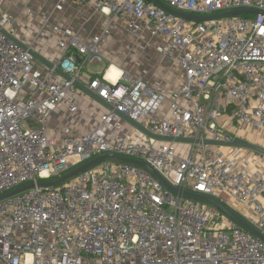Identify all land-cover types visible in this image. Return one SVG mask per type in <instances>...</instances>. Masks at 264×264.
Segmentation results:
<instances>
[{
	"label": "built area",
	"instance_id": "2783aa9c",
	"mask_svg": "<svg viewBox=\"0 0 264 264\" xmlns=\"http://www.w3.org/2000/svg\"><path fill=\"white\" fill-rule=\"evenodd\" d=\"M6 1L0 0V195L115 153L150 164L180 190L219 199L264 234V153L232 144L264 148L263 16L196 21L153 0H77L93 2L131 34L157 39L160 57L182 70L171 89L147 75L121 70L112 80L111 66L91 68L105 61L110 25L90 39L54 25L63 54L54 67L44 65L33 44L19 40ZM162 1L202 16L264 11V0ZM77 83L112 108L86 132L64 125L48 133L60 107L88 116L75 98ZM122 118L139 127L126 129ZM180 139L194 140L187 155L174 145ZM0 264H264V241L214 204L169 190L146 168L106 159L61 184L0 200Z\"/></svg>",
	"mask_w": 264,
	"mask_h": 264
},
{
	"label": "rangeland",
	"instance_id": "374dc122",
	"mask_svg": "<svg viewBox=\"0 0 264 264\" xmlns=\"http://www.w3.org/2000/svg\"><path fill=\"white\" fill-rule=\"evenodd\" d=\"M7 2L8 6L15 11L19 29L22 24L23 38L33 44L38 36L37 31L52 29L54 25L73 27L75 31L86 28L89 34L94 29L110 25V37L108 36L102 46L105 61L103 64H93L91 66L93 70L103 71L113 65L133 76L147 75L152 82H160L170 88H176L181 82L182 70L176 61L160 57L156 50L159 44L157 39L131 34L120 26L117 18L102 13L95 7L93 11H90L88 4H79L77 0H7ZM59 2L63 3L61 9L57 8ZM90 5L93 6L94 3ZM77 100L83 109L90 110L86 117L71 118L73 123L84 124L97 118L102 106L100 102L97 103L90 97L77 98ZM69 119L68 116L63 115L61 121L69 122ZM56 124L59 123L56 121ZM52 125L48 124V133L54 131L51 129ZM174 145L182 154H188L189 142L175 140Z\"/></svg>",
	"mask_w": 264,
	"mask_h": 264
},
{
	"label": "water",
	"instance_id": "95a60500",
	"mask_svg": "<svg viewBox=\"0 0 264 264\" xmlns=\"http://www.w3.org/2000/svg\"><path fill=\"white\" fill-rule=\"evenodd\" d=\"M158 6H160L161 8H163L164 10L174 13L176 15H180L183 17H186L188 19H193L196 21H203V20H208V19H212V18H219V17H223V16H232V15H247V14H252V15H261L264 17V11L263 10H258V9H235V10H231V11H226V12H222V13H218V14H213L210 16H202V15H197V14H189V13H184V12H180V11H176L170 7H168L162 0H153ZM34 55L41 59L42 61L46 62L49 66L54 67V64L49 63L48 61H46L43 57H41L39 54H37L35 51L33 52ZM60 74H62L64 77L66 78H70V76L68 74H65L64 72H62L61 69L57 68L56 69ZM79 87H81L82 89L86 90L87 92H89L93 97L97 98L100 102L106 104L107 106L111 107V105H109L108 103H106L104 100H102L101 98H99L96 94H94L93 91H91L90 89H88L86 86L77 83ZM128 119V118H126ZM134 126H138L139 125L128 119ZM182 141H191L193 142L194 140H189V139H180ZM235 146H242V147H248L254 150H257L261 153H264V148H261L259 146H256L254 144H250L248 142H241V141H235L232 143ZM106 159H115L121 162H125V163H130V164H134V165H138L141 167L146 168L147 170H149L153 175H155L169 190H172L174 192H180L186 196L195 198V199H199L202 201H206L209 203L214 204L216 207H218L221 211H223L224 213H226L227 215H229L233 220H235L239 225H241L242 227H244L245 229H247L248 231H250L252 234H254L255 236L259 237L261 240L264 241V234H262L256 227H254L252 224H250L248 221H246L241 215H239L237 212H235L233 209H231L230 207H228L225 203H223L222 201H220L219 199L215 198V197H211V196H207V195H203L201 193H197V192H193V191H183L180 190L179 188H176L175 186H173L165 177H163L156 169H154L150 164L138 160V159H133V158H129V157H124L115 153H106V154H102L100 156H97L91 160H89L88 162L77 166L75 168H73L72 170H70L69 172H67L66 174H64L63 176L51 180V181H46V182H32V183H28L25 184L23 186L17 187L15 189H12L6 193H3L0 195V200H3L7 197L13 196L17 193H20L22 191H25L27 189L33 188L35 186H39V187H51V186H55L58 184H61L63 182H65L66 180H69L71 178H73L74 176H76L78 173L95 166L96 164L100 163L103 160Z\"/></svg>",
	"mask_w": 264,
	"mask_h": 264
},
{
	"label": "crops",
	"instance_id": "0c3cea01",
	"mask_svg": "<svg viewBox=\"0 0 264 264\" xmlns=\"http://www.w3.org/2000/svg\"><path fill=\"white\" fill-rule=\"evenodd\" d=\"M7 3L8 2L6 1L4 9L7 10L8 12H10L13 16H15V11H13L11 9V6L9 7ZM91 3L92 2L88 3V6L90 8V11H93L94 5L91 6L90 5ZM21 25L22 24H20V29L18 28V31H17V36H18L19 40H21L22 42H25V43L26 42L31 43V41H27L23 38L24 37L23 28ZM61 27H68V26H61ZM74 29H72V30H74ZM91 29H92V27H91ZM100 30H101V28L100 29H94V31H91L92 33L89 34V30H86V28H82L81 30H78L76 32H78L83 38L90 39L94 34L98 33ZM36 34H38V36H36L37 39H35L34 44L32 43L34 51L51 64H54L55 62H57L63 54V50L58 46V40H59L60 34L54 32L52 29L42 30L40 32L37 31ZM54 46H55V48H53ZM43 64L46 66L48 65L46 62H44ZM41 67H43V66H41ZM178 86H179V84H178ZM171 89H174V88H171ZM88 97L94 99L93 101H97V103L100 102L97 98L93 97L89 92L82 89L81 87H80L79 94L75 96L76 99L77 98L86 99ZM100 103L102 104V106L99 110L97 118L94 120H91L90 122L87 121L84 124H77L75 122L73 123L71 118H74V117L69 114L67 109L65 107L58 108L52 114V116L50 118L49 124H53L51 129L54 130V131H52V133L55 132L56 130L58 131L60 129V127H62L64 125H71L72 127H74L75 131H77V132H86L100 118V116L106 111V109L109 108V106H107L106 104H104L102 102H100ZM101 104H99V105H101ZM63 115L68 116V118H70L69 122H62L61 121ZM56 121L59 124H56ZM119 121L121 124H123L125 126L126 129H129V128L132 129V127H134L131 125L132 123L126 118H122Z\"/></svg>",
	"mask_w": 264,
	"mask_h": 264
},
{
	"label": "bare ground",
	"instance_id": "6f19581e",
	"mask_svg": "<svg viewBox=\"0 0 264 264\" xmlns=\"http://www.w3.org/2000/svg\"><path fill=\"white\" fill-rule=\"evenodd\" d=\"M120 74H121V69L112 65V67L108 69L107 77L112 80H115L120 76Z\"/></svg>",
	"mask_w": 264,
	"mask_h": 264
}]
</instances>
